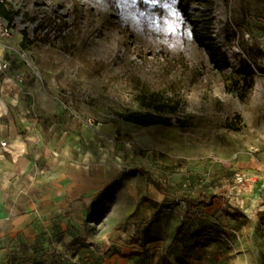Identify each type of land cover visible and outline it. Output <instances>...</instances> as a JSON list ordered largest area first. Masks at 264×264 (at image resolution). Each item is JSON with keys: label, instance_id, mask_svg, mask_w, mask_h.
Returning <instances> with one entry per match:
<instances>
[{"label": "rangeland", "instance_id": "rangeland-1", "mask_svg": "<svg viewBox=\"0 0 264 264\" xmlns=\"http://www.w3.org/2000/svg\"><path fill=\"white\" fill-rule=\"evenodd\" d=\"M0 1L17 26L1 41L15 48L17 134L37 136L40 165L79 164L100 181L4 226L0 264H264L252 200L264 182V0H191L189 13L180 0ZM142 95L177 105L161 112L173 124L125 119L155 111ZM84 129L102 134L109 159H84ZM238 207L246 218L227 215Z\"/></svg>", "mask_w": 264, "mask_h": 264}, {"label": "crops", "instance_id": "crops-1", "mask_svg": "<svg viewBox=\"0 0 264 264\" xmlns=\"http://www.w3.org/2000/svg\"><path fill=\"white\" fill-rule=\"evenodd\" d=\"M2 43L0 41V61L7 56L8 50H15L13 46ZM20 87L21 84L15 78L13 70L3 76L0 74V231L4 226H15L20 216L25 218L22 223L26 224V218L32 217V214L34 217L37 216L34 210L38 209V212H41L47 201L51 203L50 196L54 197L55 202L59 204L58 208H61L62 201L66 206L64 199L66 200L69 190L76 197L90 190L92 183L100 182L98 174L86 175L85 169L79 164L72 166L69 172L67 165L62 166L61 162L49 167L40 165L39 161L35 162L29 153V146L37 136L33 133L24 136L16 132L15 121L20 116ZM7 131H10V137L4 138L3 133ZM82 136L89 146L88 152L84 155L85 160L94 163L111 157L110 151L101 147V142L104 140L102 134L84 129ZM2 141H6L7 145L2 146ZM108 144L111 145V142L108 141ZM24 179H31V185L28 183L26 187H21ZM254 188L252 200L257 203L258 211L264 215L262 199L264 182L255 185ZM25 191L35 195L26 199L21 198ZM30 211L32 214L29 213ZM244 211L246 212V209ZM248 216H251L249 211ZM3 260V255H0V263ZM9 260V258L5 259V262L9 263Z\"/></svg>", "mask_w": 264, "mask_h": 264}, {"label": "trees", "instance_id": "trees-1", "mask_svg": "<svg viewBox=\"0 0 264 264\" xmlns=\"http://www.w3.org/2000/svg\"><path fill=\"white\" fill-rule=\"evenodd\" d=\"M190 1L191 0H180L179 1V4L183 8V10L187 13H189L188 8H189ZM0 13L7 18H12V17H8L6 12L2 8L1 1H0ZM195 38H196V41L200 45L204 46L208 50L211 60L215 64H217V66H222L219 63L220 61L217 59V51L215 50L214 45H212V43L208 41L207 36L204 35V33H202L201 31L196 29ZM261 70L264 72V67H261ZM251 82H253L252 78H251ZM140 99L143 105H146L148 107H153L155 111H148V112L134 111V112H131L125 115V119L136 122V123H140V124H146V125L148 124L172 125L173 124L172 117L164 113H161V112L175 113L177 110V105H170L167 102L159 103L156 101L155 98L152 99V97H149L147 95H142ZM179 122L181 121L179 120L178 123ZM179 124L182 125V123H179ZM214 198L215 197L213 198L211 197V199H214ZM191 204L195 207L199 205L209 206L212 204V200H205V199L200 200L198 198V199L193 200ZM236 210L237 211H235L234 213H228L227 215H229L232 219H235V220L247 217L246 213L240 207H238Z\"/></svg>", "mask_w": 264, "mask_h": 264}, {"label": "built area", "instance_id": "built-area-1", "mask_svg": "<svg viewBox=\"0 0 264 264\" xmlns=\"http://www.w3.org/2000/svg\"><path fill=\"white\" fill-rule=\"evenodd\" d=\"M16 30H17V26H16V22L13 21V18H7L0 13V41H2L4 39L13 38ZM23 32H24V36L29 35L26 32V29H23ZM22 56H23V59L25 60V62L29 64L27 54L23 53ZM10 66H11V63L6 58H4L0 61V74H1V76H3L9 70ZM16 75L18 77L21 76L19 73ZM1 145L6 146L7 142L2 141ZM245 180H246V174L239 172V171L234 173L235 187L239 186L240 184H243Z\"/></svg>", "mask_w": 264, "mask_h": 264}]
</instances>
